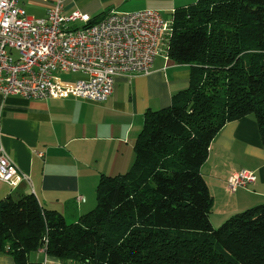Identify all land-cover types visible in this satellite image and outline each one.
I'll use <instances>...</instances> for the list:
<instances>
[{
    "label": "trees",
    "instance_id": "obj_1",
    "mask_svg": "<svg viewBox=\"0 0 264 264\" xmlns=\"http://www.w3.org/2000/svg\"><path fill=\"white\" fill-rule=\"evenodd\" d=\"M171 14L167 53L189 64V85L145 113L133 164L101 174L77 220L31 191L0 198V252L16 264L38 249L79 264H264V202L214 227L202 172L228 122L253 116L264 148V0H197Z\"/></svg>",
    "mask_w": 264,
    "mask_h": 264
},
{
    "label": "crops",
    "instance_id": "obj_2",
    "mask_svg": "<svg viewBox=\"0 0 264 264\" xmlns=\"http://www.w3.org/2000/svg\"><path fill=\"white\" fill-rule=\"evenodd\" d=\"M41 1L44 16L49 3ZM25 2V1H24ZM36 4V0H28ZM197 0H75L79 9L100 19L110 11L145 8L163 15ZM73 80V79H69ZM190 66L177 63L166 51L156 55L149 73L118 76L113 94L103 102L68 96L28 99L0 93V146L23 176L14 187L0 182L15 198L33 192L39 202L75 221L96 205L101 174L127 171L135 159V141L145 113L169 106L173 95L186 88ZM72 82V81H71ZM242 168L255 171L248 187L230 192L227 179ZM202 172L223 222L232 214L264 202V148L258 123L251 115L228 122L211 143ZM4 183V184H3ZM30 264H79L49 256L44 249L30 253ZM0 264H16L0 252Z\"/></svg>",
    "mask_w": 264,
    "mask_h": 264
},
{
    "label": "built area",
    "instance_id": "obj_3",
    "mask_svg": "<svg viewBox=\"0 0 264 264\" xmlns=\"http://www.w3.org/2000/svg\"><path fill=\"white\" fill-rule=\"evenodd\" d=\"M22 1L0 0L3 95L106 101L118 76L150 72L172 30V14L164 17L158 9L110 11L92 22L90 14L68 10L67 3L75 0H45L49 5L39 17L29 15ZM57 70L80 76L64 79ZM22 177L0 146V182L14 187ZM256 179L255 171L243 168L230 174L227 187L235 192Z\"/></svg>",
    "mask_w": 264,
    "mask_h": 264
},
{
    "label": "rangeland",
    "instance_id": "obj_4",
    "mask_svg": "<svg viewBox=\"0 0 264 264\" xmlns=\"http://www.w3.org/2000/svg\"><path fill=\"white\" fill-rule=\"evenodd\" d=\"M25 1V2H24ZM36 2H38V3H36V4H30L29 2H28V0H23L22 2H21V4L24 6V8L26 9V11H27V13L29 14V15H32V16H37V17H39V15H40V13L38 12V10L39 9H41V8H43L42 6V4H44L43 2H41V1H37L36 0ZM164 17H167L168 15H163ZM74 25V24H73ZM166 46H167V42H165L164 43V45H163V49H164V51H166L167 49H166ZM166 49V50H165ZM163 52V51H162ZM55 74H57V75H59V76H61L62 78H64V79H69V78H77L78 76H80V73H77V72H66V73H63V72H61V71H59V70H57V71H55ZM243 169V168H242ZM245 169H247V168H245ZM4 184V183H3ZM6 184V183H5ZM248 186H250V185H248ZM247 186V187H248ZM5 188H7L6 186L5 187H0V198H4V197H6L7 196V191H6V189ZM8 189V188H7ZM11 196H13V197H15L14 195H11ZM217 206H214V204H213V208H212V212H211V216H210V218H211V222H212V224H213V226L214 227H218V226H220L221 224H222V222H220V219L218 218V215H217Z\"/></svg>",
    "mask_w": 264,
    "mask_h": 264
}]
</instances>
